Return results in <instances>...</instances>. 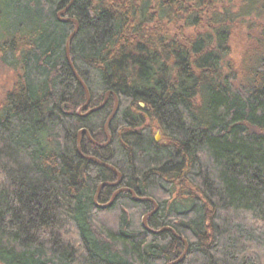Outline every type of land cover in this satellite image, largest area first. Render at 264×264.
Returning <instances> with one entry per match:
<instances>
[{
    "label": "trees",
    "instance_id": "trees-1",
    "mask_svg": "<svg viewBox=\"0 0 264 264\" xmlns=\"http://www.w3.org/2000/svg\"><path fill=\"white\" fill-rule=\"evenodd\" d=\"M70 1L0 0V264H264V0Z\"/></svg>",
    "mask_w": 264,
    "mask_h": 264
},
{
    "label": "water",
    "instance_id": "water-1",
    "mask_svg": "<svg viewBox=\"0 0 264 264\" xmlns=\"http://www.w3.org/2000/svg\"><path fill=\"white\" fill-rule=\"evenodd\" d=\"M73 1H74V0H71V1H70V4L68 5V7H67L65 10H63L62 12L59 13V17L64 16V15L68 12V10H69V8L71 7ZM62 21H63V22L73 23V24L75 25V30H74V32L68 37V39H67V41H66V58H67V61H68L69 65H70V67H71V69H72V71H73L75 77L77 78V80L79 81V83L82 85V87L84 88V90H85V92H86V95H87V104H86L82 109H80L79 112H78V114L81 115L82 111H85V110L89 107L91 97H90L89 89L87 88L86 84L82 81V79L80 78V76L77 74V72H76V70H75V68H74V66H73V64H72V62H71L70 44H71L72 40L74 39V37L76 36V34H77V32H78V29H79V22H78L77 20H75V19H63ZM109 95H110V94H108V95L106 96V98H105V102H104L101 106H99V107H97V108H94V109H91V110L88 111L84 116H88V115H90V114H92V113H94V112H97V111L101 110V109L105 106V104L107 103ZM114 96H115V95H114ZM115 100H116V105H115L114 111H113L111 117L109 118V120L107 121V123H106V125H105V134H106L107 139H108L107 144H105V145L97 144L94 140L91 139V137L88 135L87 131L82 132V133H85V134L88 136V138L91 140V142H92L94 145H96V146H99V147H105V146H107V145L110 143V141H111V137H110V135H109V131H108V130H109V126H110L112 120L114 119V117L116 116V114H117V112H118V110H119V99H118L117 96H115ZM159 139H160V136L156 137V140H157V141H159ZM78 149H79V153L81 154V139H80V138H79V140H78ZM84 158L87 159V160H89V161H92V162H94V163H96V164H98V165H100V166H102V167H105V168H108V169L112 170L113 172H115V174L117 175V178H118V180H117L116 183H112V184H111V183H104V184H102V185L99 187V189H98V193H97V196H96V198H95V203H96V205H97L99 208H101V209H106V208L111 207V206L113 205V203L115 202V200L117 199V196H118L120 193L127 191V192H129V193L132 194L133 199H134L135 201H138V202L149 201V202H152V203L154 204V206H155V210H154L152 213L148 214L147 216H145V217L143 218V226H144L146 229H148L150 232H152V233H160V232L153 231V230L149 229V227H148V220H149V218H150L152 215H154V214L157 212V210H158V204H157L155 201H153L152 199H148V198H140V197H138V196L136 195V193H135L133 190H131V189H120V190H118V191L113 195L111 201H110L108 204H106V205H99V204H98V198H99V194H100L101 189H102L103 187H105V186L118 187V186H120V184H121L123 178H122V175H121V174H120V173H119L114 167H112V166H110V165H107V164H104V163L101 162L100 160H98V159H96V158H93V157H84ZM172 232H173V231H172ZM174 234H175V232H174ZM175 235H176V234H175ZM176 236H177V235H176ZM179 239L184 243V245H185V251H184V253L182 254V256H181V258H180L179 260H177V261H175V262H172V263H170V264H178V263H180V262L185 258V256L187 255V252H188V250H189V245H188V243H187L184 239H182V238H180V237H179Z\"/></svg>",
    "mask_w": 264,
    "mask_h": 264
},
{
    "label": "rangeland",
    "instance_id": "rangeland-1",
    "mask_svg": "<svg viewBox=\"0 0 264 264\" xmlns=\"http://www.w3.org/2000/svg\"><path fill=\"white\" fill-rule=\"evenodd\" d=\"M243 27L235 32L234 39L232 41V55L231 57L235 63H240L243 57L244 52L247 50V29L248 25H242ZM12 84V74L9 70L4 69L0 63V98L4 96V93L10 89ZM156 137L160 136L159 141L162 140V136L159 132H156Z\"/></svg>",
    "mask_w": 264,
    "mask_h": 264
},
{
    "label": "flooded vegetation",
    "instance_id": "flooded-vegetation-1",
    "mask_svg": "<svg viewBox=\"0 0 264 264\" xmlns=\"http://www.w3.org/2000/svg\"><path fill=\"white\" fill-rule=\"evenodd\" d=\"M111 142V141H110ZM110 144V143H109ZM121 185V184H120ZM122 189H124V188H122Z\"/></svg>",
    "mask_w": 264,
    "mask_h": 264
}]
</instances>
